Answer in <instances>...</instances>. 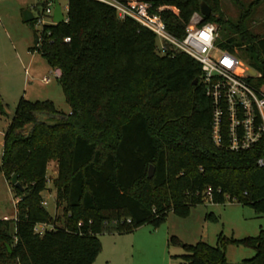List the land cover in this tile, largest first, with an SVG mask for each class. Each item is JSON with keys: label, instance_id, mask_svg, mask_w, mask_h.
I'll use <instances>...</instances> for the list:
<instances>
[{"label": "trees", "instance_id": "1", "mask_svg": "<svg viewBox=\"0 0 264 264\" xmlns=\"http://www.w3.org/2000/svg\"><path fill=\"white\" fill-rule=\"evenodd\" d=\"M66 1L68 22L45 24L32 49L60 70L71 110L22 96L5 128L0 170L6 179L17 174L23 188L13 185L16 216L0 218V264H91L102 250L100 234H126L143 224L155 229L169 210L185 216L207 198L264 215V164L257 163L264 141L230 149L225 115L223 143L212 140V106L199 63L176 48L159 55L153 34L129 18L119 20L108 4ZM149 3L153 12L159 5L175 7L177 13L159 15L177 39L207 4L211 13L200 25L218 26L217 46L244 59L258 74L250 81L264 89V36L249 31L247 12L234 23L224 18L220 0ZM5 104L0 94L1 113ZM52 159L60 216L50 213L42 194ZM43 222L52 227L36 231ZM231 243L254 250L247 264H264V230L242 239L218 235L215 246L183 243L177 257L187 264H225Z\"/></svg>", "mask_w": 264, "mask_h": 264}, {"label": "rangeland", "instance_id": "2", "mask_svg": "<svg viewBox=\"0 0 264 264\" xmlns=\"http://www.w3.org/2000/svg\"><path fill=\"white\" fill-rule=\"evenodd\" d=\"M44 0H0V94L5 104V113L0 111V158L3 152L5 128L11 120L14 109L22 96L30 100L51 99L66 113L70 107L65 98L59 76L55 74L47 58L40 50L32 49L34 33L42 32L45 24H52L50 16H43ZM225 19L237 22L242 13H248L247 26L253 35L264 36V0H220ZM66 14V0H59ZM31 10L34 18L43 17V22L31 24L23 20L25 10ZM217 28L218 39L220 28ZM159 41L157 40V44ZM237 56V55H236ZM242 64L245 60L237 56ZM257 77L258 74H251ZM48 79L47 81L45 79ZM58 163L50 160L47 169V187L43 199L53 215H61L62 205L57 207L56 189L53 178ZM16 189L11 178H5L0 170V218H14L16 215ZM185 216L169 210L166 221L153 229L148 224L118 237L100 234L102 250L91 264H187L179 254L184 252L183 243L194 244L204 241L215 246L218 235L227 239H242L255 236L264 230V215H258L250 206L225 199L214 203L208 198L188 210ZM210 215V216H208ZM62 223V218L57 225ZM52 226L51 223H48ZM175 237L178 243L170 240ZM255 254L250 247L241 244H227L225 264H247Z\"/></svg>", "mask_w": 264, "mask_h": 264}, {"label": "built area", "instance_id": "3", "mask_svg": "<svg viewBox=\"0 0 264 264\" xmlns=\"http://www.w3.org/2000/svg\"><path fill=\"white\" fill-rule=\"evenodd\" d=\"M54 1H43V16L53 19ZM97 1L113 8L119 20L129 18L151 32L156 38V51L159 55L168 54L171 47L193 57L199 63L201 82L212 106V140L217 145L223 143L221 122L224 115L229 123L225 135L230 149H245L264 141V89L255 87L249 79L252 76L247 66L234 53L217 46V28L214 23L200 25L202 16L194 13L185 28L183 38L177 39L169 35L159 15L163 11L177 13L174 6L159 5L153 12L152 3L142 0ZM66 12H63L64 22L69 20L67 5ZM39 20L43 22V17ZM65 41L69 42L70 38H65ZM257 163L263 166L264 150ZM206 193L211 196L209 190ZM46 227L52 226L43 222L37 224L35 230L42 233Z\"/></svg>", "mask_w": 264, "mask_h": 264}, {"label": "water", "instance_id": "4", "mask_svg": "<svg viewBox=\"0 0 264 264\" xmlns=\"http://www.w3.org/2000/svg\"><path fill=\"white\" fill-rule=\"evenodd\" d=\"M54 15H53V23L54 24H57V23H62L64 22V15H63V12H62V6L60 5V2L59 0H55L54 1ZM211 13V9L209 8V6L207 4H204L202 3L201 6H200V9H199V14L204 17V18H207ZM34 18L33 14H32V11L27 9L24 11L23 13V20L25 21H30ZM39 34L38 32L34 33V44L35 46H38L39 45ZM251 74L255 75L256 74V71L255 70H252L251 68L248 69ZM196 82V80H194V83ZM152 165L149 166L148 168V176H151L152 174ZM11 181H12V184L15 185L16 187H19V188H23L22 186V183L18 180V175L17 174H14L12 177H11Z\"/></svg>", "mask_w": 264, "mask_h": 264}, {"label": "crops", "instance_id": "5", "mask_svg": "<svg viewBox=\"0 0 264 264\" xmlns=\"http://www.w3.org/2000/svg\"><path fill=\"white\" fill-rule=\"evenodd\" d=\"M142 1H145V2H149L151 0H142ZM0 23H1V19H0ZM55 74L59 76L60 74V70L58 68L55 69ZM3 153V152H2ZM2 156V155H1ZM6 218V217H5ZM107 235H111V236H115L116 234H118V237H121L122 234H119L117 231H113L111 233H106ZM129 234V233H128ZM127 235V234H126Z\"/></svg>", "mask_w": 264, "mask_h": 264}]
</instances>
